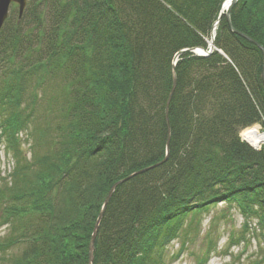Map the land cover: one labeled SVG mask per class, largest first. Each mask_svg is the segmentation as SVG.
I'll use <instances>...</instances> for the list:
<instances>
[{
  "label": "trees",
  "instance_id": "trees-1",
  "mask_svg": "<svg viewBox=\"0 0 264 264\" xmlns=\"http://www.w3.org/2000/svg\"><path fill=\"white\" fill-rule=\"evenodd\" d=\"M224 1L27 0L20 18L11 5L0 29V138L13 159L0 176V251L20 252L0 264H89L110 187L165 157L181 50L167 158L115 188L92 264H169L220 202V216L243 217L229 234L244 247L237 259L256 239L249 264H264V143L239 136L264 129L261 49L222 16L215 49L190 51L208 48ZM230 21L264 48V0H237Z\"/></svg>",
  "mask_w": 264,
  "mask_h": 264
},
{
  "label": "rangeland",
  "instance_id": "rangeland-1",
  "mask_svg": "<svg viewBox=\"0 0 264 264\" xmlns=\"http://www.w3.org/2000/svg\"><path fill=\"white\" fill-rule=\"evenodd\" d=\"M11 8H13V6ZM253 126L258 127V132L264 133V129H262L259 124H255ZM25 139L26 135L24 133L19 135V146L21 151L25 152L26 158L29 159L31 156L29 151L30 143L26 142ZM12 160L13 159L10 153L9 145L2 137L0 138V176H7L13 166ZM226 209V205L220 202L216 206L211 207L209 211L204 212L201 215L199 227H197L196 231H193L196 240L192 244H187L188 247H185L184 252H182V254H180L174 260H171L169 264H199V259L204 255L206 260L201 264H230L231 262H234V264H249V262L252 260L249 255L252 254V252H256L257 240L252 239L251 246L248 247L247 251L243 252L244 254L240 259H237L239 253L243 251L242 248L244 247L242 243H231L229 240V234L231 229L237 233L242 230L241 227L243 223V217L234 207L228 210L226 213L227 216H220L223 211H227ZM7 234H9V229L7 226L0 224V239L2 240ZM209 234L211 238L215 240V247L210 250L208 254H205L208 251L206 249L209 238H207V235ZM174 241L175 242L169 244L168 246V250H170L172 253L179 248V243L177 240ZM227 247L229 251H226ZM19 252L20 249L18 246H13L12 249L7 248L6 252L0 251V260L4 259L5 257L3 253H10V255H13L18 254ZM6 263L7 262L5 261L2 264Z\"/></svg>",
  "mask_w": 264,
  "mask_h": 264
},
{
  "label": "water",
  "instance_id": "water-1",
  "mask_svg": "<svg viewBox=\"0 0 264 264\" xmlns=\"http://www.w3.org/2000/svg\"><path fill=\"white\" fill-rule=\"evenodd\" d=\"M237 0H226L221 9H220V12H219V15H218V18L216 19V21L213 23V25L211 26V29H210V39H209V42H208V48L207 50L206 49H202V48H194V49H190V51L196 53V54H200V55H207L209 54L211 51L214 50L215 46H214V37H215V30L218 26V22L220 20V18L222 16H225L226 18V21H227V24L230 28V30L235 33V34H238L242 37H244L245 39L255 43L258 45V47L261 49V52H262V57H263V66H262V72H261V76H262V81H263V84H264V48L261 47L256 41H254L251 37L237 31L236 29L233 28V26L231 25V21H230V11L233 7V5L235 4ZM26 2L27 0H0V29L4 23V21L6 20L7 16H8V12H9V8L11 6L12 3H17L18 4V17L20 18L22 16V13L24 11V8L26 6ZM185 50H181L179 51L178 53L175 54L174 58H173V66H172V85H171V89H170V92L168 94V97H167V100H166V103H165V121H166V125H167V141H166V147H165V157L158 163L156 164H153L151 165L150 167H147V168H143V169H140V170H137L135 172H132L130 173L129 175H127L126 177L116 181L109 189V191L107 192V195L103 201V204L101 206V209H100V212L98 214V217L95 221V224H94V227H93V230H92V234H91V238H90V242H89V264H92V261H93V255H92V252H93V247H94V240L96 238V233H97V230H98V226H99V223H100V220H101V217H102V214L104 212V209H105V206L107 205V202L109 201L111 195L113 194L115 188L129 180L130 178H132L134 175L136 174H139V173H142L144 172L145 170L149 169V168H153V167H156L157 165H160L162 164L166 158H167V153H168V140H169V121H168V107H169V104H170V101H171V98H172V95L174 93V90H175V87H176V76H175V70H174V64H175V61L176 59L178 58L179 55H181ZM249 144V143H248ZM250 145V144H249Z\"/></svg>",
  "mask_w": 264,
  "mask_h": 264
},
{
  "label": "bare ground",
  "instance_id": "bare-ground-1",
  "mask_svg": "<svg viewBox=\"0 0 264 264\" xmlns=\"http://www.w3.org/2000/svg\"><path fill=\"white\" fill-rule=\"evenodd\" d=\"M243 139L247 140L250 145L256 146L264 142V133L258 132L257 126H251L243 130Z\"/></svg>",
  "mask_w": 264,
  "mask_h": 264
}]
</instances>
